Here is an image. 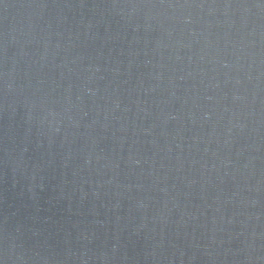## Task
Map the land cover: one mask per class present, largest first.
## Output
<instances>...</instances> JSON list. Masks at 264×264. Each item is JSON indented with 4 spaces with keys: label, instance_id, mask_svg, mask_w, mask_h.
<instances>
[{
    "label": "water",
    "instance_id": "water-1",
    "mask_svg": "<svg viewBox=\"0 0 264 264\" xmlns=\"http://www.w3.org/2000/svg\"><path fill=\"white\" fill-rule=\"evenodd\" d=\"M0 264H264V0H0Z\"/></svg>",
    "mask_w": 264,
    "mask_h": 264
}]
</instances>
